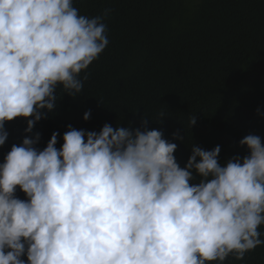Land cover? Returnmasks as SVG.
Here are the masks:
<instances>
[{
    "label": "clouds",
    "instance_id": "clouds-1",
    "mask_svg": "<svg viewBox=\"0 0 264 264\" xmlns=\"http://www.w3.org/2000/svg\"><path fill=\"white\" fill-rule=\"evenodd\" d=\"M111 12L81 15L73 0H0V146L16 118L31 133L58 89L80 95L81 72L109 43ZM148 119L143 130L69 125L59 149L56 132L43 150L38 132L13 144L0 163V264H224L264 245L261 137L245 136L248 154L223 164L219 145L193 144L182 168L177 144L148 130ZM195 123L193 115L190 129Z\"/></svg>",
    "mask_w": 264,
    "mask_h": 264
},
{
    "label": "trees",
    "instance_id": "trees-1",
    "mask_svg": "<svg viewBox=\"0 0 264 264\" xmlns=\"http://www.w3.org/2000/svg\"><path fill=\"white\" fill-rule=\"evenodd\" d=\"M73 6L88 17L112 9L104 20L109 43L81 72L79 96L58 89L56 106L42 110L45 118L31 133L24 118L5 124L0 163L13 144L37 132L36 148L43 150L56 132L59 149L69 125L99 132L106 123L116 128L131 122V129L143 130L144 117L148 130L177 144L174 156L182 168L193 144L209 151L219 145L223 164L248 154L239 144L245 136L258 135L264 143V0H73ZM16 196L26 199L19 189ZM259 231L264 240V225ZM224 264H264V245Z\"/></svg>",
    "mask_w": 264,
    "mask_h": 264
}]
</instances>
